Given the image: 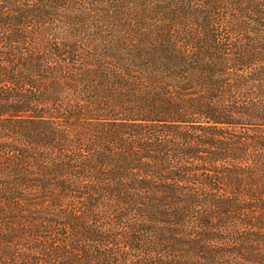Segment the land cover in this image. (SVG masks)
<instances>
[{"label":"trees","instance_id":"obj_1","mask_svg":"<svg viewBox=\"0 0 264 264\" xmlns=\"http://www.w3.org/2000/svg\"><path fill=\"white\" fill-rule=\"evenodd\" d=\"M0 264H264V0H0Z\"/></svg>","mask_w":264,"mask_h":264}]
</instances>
